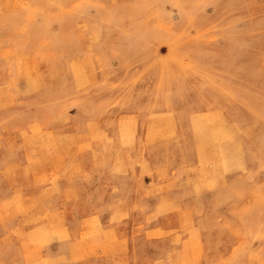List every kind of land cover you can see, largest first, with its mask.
I'll list each match as a JSON object with an SVG mask.
<instances>
[{"label":"rangeland","instance_id":"374dc122","mask_svg":"<svg viewBox=\"0 0 264 264\" xmlns=\"http://www.w3.org/2000/svg\"><path fill=\"white\" fill-rule=\"evenodd\" d=\"M0 264H264V0H0Z\"/></svg>","mask_w":264,"mask_h":264}]
</instances>
